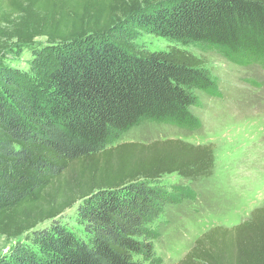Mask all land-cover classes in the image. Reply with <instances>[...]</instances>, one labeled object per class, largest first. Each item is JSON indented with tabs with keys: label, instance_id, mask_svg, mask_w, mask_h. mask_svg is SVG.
<instances>
[{
	"label": "trees",
	"instance_id": "obj_1",
	"mask_svg": "<svg viewBox=\"0 0 264 264\" xmlns=\"http://www.w3.org/2000/svg\"><path fill=\"white\" fill-rule=\"evenodd\" d=\"M122 25L264 69V0H0V236L23 238L0 264H144L149 225L193 198L156 182L211 175L212 144L117 143L146 122L197 130V95L219 96L201 59L139 48ZM39 38L57 51L42 76L4 64ZM73 207L78 229L60 221ZM252 212L177 264H264V205Z\"/></svg>",
	"mask_w": 264,
	"mask_h": 264
},
{
	"label": "rangeland",
	"instance_id": "obj_2",
	"mask_svg": "<svg viewBox=\"0 0 264 264\" xmlns=\"http://www.w3.org/2000/svg\"><path fill=\"white\" fill-rule=\"evenodd\" d=\"M117 33L151 52L173 47L189 52L204 62L219 89L218 97L197 95L198 106L191 111L199 121V129L146 122L121 135L117 142L181 140L192 145L212 144L215 148L209 177L188 181L174 174L156 182L168 192L180 187L193 196L169 204L149 225L158 237L153 241V258L144 264H177L209 230L222 227L233 238V228L252 220V211L264 205V69L256 64L234 65L217 52L195 44L183 47L131 26L122 25ZM56 52L39 38L29 47H11L4 64L25 74L42 76L50 69ZM60 221L71 228L79 227L75 207L66 211ZM18 242L23 238L9 240L0 236V258Z\"/></svg>",
	"mask_w": 264,
	"mask_h": 264
}]
</instances>
